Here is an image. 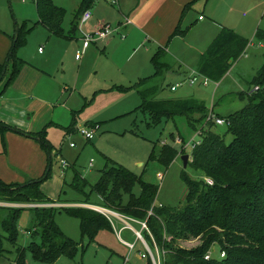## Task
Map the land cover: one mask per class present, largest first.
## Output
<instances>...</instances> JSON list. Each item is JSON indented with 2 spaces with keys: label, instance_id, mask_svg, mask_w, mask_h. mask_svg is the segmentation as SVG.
Segmentation results:
<instances>
[{
  "label": "trees",
  "instance_id": "16d2710c",
  "mask_svg": "<svg viewBox=\"0 0 264 264\" xmlns=\"http://www.w3.org/2000/svg\"><path fill=\"white\" fill-rule=\"evenodd\" d=\"M198 1L192 0L185 6L169 41L187 35L191 26L183 29L182 22ZM34 2L38 14L36 26L47 28L54 36L72 39L79 30L82 14L91 10L96 0H81L71 22L70 35L63 29L64 8L57 6L54 0ZM33 29L26 21L21 25L16 23V36L12 37L6 61L0 62V85L4 83V90L14 83L25 64L18 56V50L26 45ZM255 39L264 45V31L258 29ZM249 44L248 39L224 27L200 54L196 69L219 82L241 58ZM150 62L154 69L152 76L140 79L131 87L115 86V89L121 93L132 90L138 93L142 103L130 115H142L147 129L182 116L193 131L203 130L201 144L192 151L188 163L200 174L201 179L192 181L185 177L187 193L184 207L176 209L157 205L159 186L146 182L143 176L135 175L110 158L105 159L97 183L91 185L75 170L69 186L84 197V204L93 205L90 197L96 194L101 200L98 207L118 213L140 225L145 223L151 235L143 230V237L152 250L155 247L159 249L161 264H264V64L249 83L247 105L240 112L221 117L230 121V125L226 126L227 132L222 135L217 130L219 126L206 122L210 111L202 102L193 98L161 97L165 91L162 80L173 71L175 65L169 59L167 46L158 48ZM77 114L73 112L71 125L63 128L66 136L77 132ZM89 125L93 130L99 129L102 123ZM48 126L38 134H30L0 122L2 145L6 147L5 134L8 131L34 139L48 155L50 167L54 148L47 136ZM137 127V122H134L131 131L142 135ZM226 134L233 137L229 144L225 141ZM182 153L175 147L163 144L157 149L155 143L150 160H159L167 169L179 156L185 155ZM49 167L40 178L25 184H8L0 178V201L20 205L52 203L41 189L50 177ZM207 178L212 180L213 185L207 184ZM23 210L10 208L3 222L8 240L14 245H17L18 220ZM28 210L32 213L35 225L31 236L38 235L40 242L32 241L26 248L18 247L17 264H25L26 252H30L42 264H55L62 256L74 258L80 249H84L83 238H88L89 243H92L100 232L113 230L105 214L88 208L34 207ZM60 212L79 221L80 242L69 238L56 223L55 217ZM3 238L0 235V257L5 251L2 247ZM193 239L198 240L199 244L189 249L177 244ZM215 247L219 248L218 257L212 254L206 260ZM222 253H225L224 258L220 256ZM146 259V264H153L150 257Z\"/></svg>",
  "mask_w": 264,
  "mask_h": 264
},
{
  "label": "rangeland",
  "instance_id": "374dc122",
  "mask_svg": "<svg viewBox=\"0 0 264 264\" xmlns=\"http://www.w3.org/2000/svg\"><path fill=\"white\" fill-rule=\"evenodd\" d=\"M97 1L102 2L100 0ZM11 3L12 10L9 6V0H0V29L7 24L6 14L8 18L16 20V23L20 25L26 21L29 26L34 27L28 36L26 45L18 50V56L21 59L30 64L39 62L37 59L41 58V56L38 54V48L42 46L45 50V55L54 53L55 57H61L67 53L66 60L77 66L78 62L75 59V53L79 48H72V44L76 43V39L54 36L43 27L36 26L38 14L34 6V0H26L25 2L23 0H11ZM54 3L66 11L63 29L68 35V31L71 29V22L76 15L81 0H54ZM137 3H140V0H120L123 10L125 7H131L133 11H136ZM100 4L102 5L101 12L108 15V18L113 19L110 25L120 28V34L116 35V38L119 41H124L126 38L125 36L121 37V35L125 32L126 27L117 23V21L123 22L124 19L119 12V8L107 3ZM199 15L205 16V22L197 21ZM13 20H11L12 25L14 23ZM184 20L185 23L197 22L184 38L176 37L171 40L169 45L170 53L168 52L169 59L172 62H178L182 71H187L189 74L195 71L200 54L209 47L213 39L218 35L220 26L229 28L249 39L251 44L244 52L248 56L242 55L229 69L222 80L219 81L221 82L220 87L217 86L219 82L211 80V84L208 86L196 85L191 87L185 85L173 92L171 86L176 84L180 78L176 75L166 76L162 80L165 91L161 97L177 99L189 96L188 98L202 102L208 109L214 107L216 112L222 115L240 112L247 105L246 92L249 89V83L264 64V49H260L255 39L258 29L264 31V0H200L187 13ZM94 31L92 20L84 25L79 24V35L81 32L88 35L94 33ZM4 36L8 38L7 35ZM103 44L104 42H98L89 45L88 49H91L94 55L89 60L80 84L84 83L83 80H88L90 85L107 82V87L111 86L112 88L116 82L127 81L134 73L131 71L132 68L137 65H147L149 66V71H152V66L149 62L150 56L140 57V54L144 52L143 50L130 57L128 56L130 49L126 48L123 57L117 54L111 58V54L108 51H103ZM96 45L99 48H92ZM86 57L87 55L84 54L82 57L83 61ZM3 60L4 63L6 58ZM123 62L127 69H117L118 64ZM75 71H73V74ZM112 89L104 92L98 90L93 95L88 96L87 99H83L76 92L77 89L70 91V105L75 107L80 105L77 108V118H80L82 120L81 123L84 125L80 128H88L85 124H88L87 121H91L95 117L94 115H98L104 107L115 103L118 99H123L124 95L118 94L115 86ZM125 119L130 120V118ZM143 120L144 117L140 115L137 122L142 129V135H137L132 131L119 134L114 131L118 126L117 122L114 121L111 123L113 127L96 136V140L93 143H87L88 141L79 131L68 135L63 143L64 133L62 131L55 132L57 136L55 137L54 135L53 137L51 136L52 139L50 138V143L54 148L51 153L50 167L46 153H44L46 162L43 164L40 163L41 158H37L35 155L30 158L31 154H24V150L21 152L18 145L12 144L10 153L11 142L7 138L8 154L4 153L0 139V178L8 183H23L25 181L23 174L31 178H38L49 167L50 177L43 183L45 193L51 199L60 203H82L85 200L84 197L74 191L69 186V183L74 178L75 170H78L91 185L97 183L100 178V171L104 168L103 164L105 165L104 155L132 171L135 175L143 176L146 182L159 186L157 205L181 209L186 202L187 188L185 177L192 181H199L201 179L200 174L191 165L185 168L181 157H178L167 169L163 167L159 160H150V157L155 143L157 144V149H159L163 142L190 156L193 149V141L200 140V137L197 136V132L191 129L186 118L182 116H178L174 121L151 129L145 127L146 125L141 122ZM217 128L222 135L227 132L226 126ZM179 139L181 141H178ZM225 141L229 144L233 141V137L230 134H226ZM70 143L75 144V147L71 148ZM61 157L70 164L65 177H62V168L59 162ZM22 159L25 161L23 168L20 166ZM86 192H89V188ZM97 200V195L92 194L91 201L97 202ZM28 207L34 208L32 205ZM9 209L0 208V235L4 237L2 247L5 250L3 257H0V264H17L18 247L26 248L32 241L40 242L38 235L34 237L27 235V231L32 232L35 225L32 221V213L25 208L18 220L17 245L8 240L9 235L3 229V222L8 217ZM110 218L113 223L112 231L100 232L95 242L92 243H89L88 238H83L84 249H80L74 258L68 256L60 257L55 264H146L147 259L139 257V251L145 253L146 250L141 241L137 239L138 236L135 231L125 228L126 230L122 232L121 237L117 234L118 230L126 224L142 233L141 225L130 219H124V222L114 216ZM55 220L67 236L77 242L81 241L80 224L76 218L69 217L65 212H60L57 213ZM122 240L128 243L135 242V250L131 252ZM177 244L181 248L189 249L197 246L199 242L193 239L191 241H180ZM214 249V255L218 257L219 248L215 247ZM152 253L157 262H160L162 254L159 249L155 247ZM25 264L42 263L38 262L30 252H26Z\"/></svg>",
  "mask_w": 264,
  "mask_h": 264
},
{
  "label": "crops",
  "instance_id": "0c3cea01",
  "mask_svg": "<svg viewBox=\"0 0 264 264\" xmlns=\"http://www.w3.org/2000/svg\"><path fill=\"white\" fill-rule=\"evenodd\" d=\"M25 1L26 0H23V2ZM100 1L102 2L97 1L90 10L92 13L91 20L93 21L94 30H96L98 27L102 25L112 24L113 22V19L108 18V15H105V13L101 12L102 5L100 3H107L109 5L111 4L105 0H100ZM191 1L192 0H140V3H137L138 7L136 11H133L131 7H125L123 10L119 0V6H118L119 12L124 19L123 22L117 21V23L123 24L125 18H129L132 21V24L128 26L123 25L124 27H126L125 32L123 33V35L126 38L124 41H119L118 38H116L118 35L117 36L114 35L110 39L103 41L104 42V44L102 45L103 51L104 52L108 51V53L111 54V58H113L117 54L120 57L121 56L123 57L126 48L130 49V53L128 55L130 57L132 55L138 54L140 51L143 50L144 54L141 53L140 57L143 58V56L144 57L150 56L149 62L151 61L153 54L158 48L167 46V52H169V45L171 42L169 41V38L181 20L183 9ZM9 6L12 10L11 0H9ZM34 6L36 9L35 2H34ZM6 19H7V24L3 26L2 29H0L1 33L7 35L8 37L6 38L3 34L0 33L1 63H3L4 61L3 59L7 57V54L11 48L12 37L16 36L17 21L8 18L7 14H6ZM11 20L14 21L13 25L11 24ZM184 21L185 20L183 19L182 22L183 29H186L187 27L190 26L192 28L197 21L205 22V16L199 15L197 21L193 23H185ZM43 28L49 32L47 28L45 27ZM222 28L224 27L220 26V31L222 30ZM80 36L82 35L81 34L79 35V30H78L76 34L72 37V39H76L75 40L76 43L72 44V48L78 49L80 47V45L82 44V40ZM69 39H71V37ZM258 44L260 49L261 48L264 49V45L260 43ZM88 48H87L88 51L85 53V55H87L86 59H84L83 61L82 58L80 61H77L78 64L76 66L74 65V63L71 64L69 63V61L66 60L67 53L63 54L61 57H55L54 53L45 55L44 48L40 46L38 48V54L41 56V58L37 59V61L39 62H33L30 64L25 61V64L23 65L18 77L10 87L4 90V83L0 85V93H1L0 122L6 124L11 128H15L17 130H21L25 133H30V134H38L45 127L49 125L47 129V136L49 141L50 138L52 139L54 135L55 137L57 136L55 132L62 131L65 136L63 140L64 143L65 139L68 136H66V133L63 128H67L71 125L72 114L73 112H78L77 108H79L80 106L78 105L77 107H75L74 105H70V97H71L70 91L77 89L76 92L83 99H87L88 96H90L91 94L93 95L98 90L102 92L110 91L113 90L112 89L113 86L131 87L135 85L140 79L150 77L154 74L153 67H152V71H149V66L137 65L136 67L132 68L131 71H133L134 73L127 79V81L116 82L114 83L112 88L111 86L107 87L106 84L107 82H101L98 85L95 84L90 85L88 84V80L86 81L83 80L84 83L80 84V80L82 78L85 69L87 68V65L89 64V60L94 55V52ZM92 48H99V46L96 45ZM40 49H42V51H40ZM116 68L119 70L127 69L124 62L118 64ZM74 70L76 71L73 74ZM174 75L179 76L180 80L177 82L179 83L185 80L186 78H188L189 72L182 71L181 66L178 65V62H175L173 71L169 72L168 76H174ZM220 84L221 82H219L217 86L220 87ZM174 85L175 84H173L172 86ZM117 93L123 94L124 95L123 99H118L115 103L110 104L107 107H104L103 110L98 115H94L95 117L91 121H87L88 124H85V126H87L89 129H92V127L90 128L89 123H102L99 129H95V128L93 129L95 131L94 140H92L91 142L88 141L87 143H93L96 140V136L111 129V127H113L111 123L114 121H116L118 124V126L116 127L117 129H114V131L118 132L119 134H125V132L131 131L134 122L139 121V116H140L139 113L137 115H130V113L134 111L136 108H138L142 103V99L138 95V93L135 90H132L128 93H121L119 91ZM183 97L188 98L189 96H183ZM211 110H213L214 113L219 117L226 118L227 116L230 115V114L222 115L216 112V110L213 107L209 109V111ZM125 118H130V120L129 119L127 120ZM81 122L82 120L80 118H77V125H76L77 133H78V129L81 126H84L83 123ZM141 122L143 123V121ZM137 126H138L137 127L138 131L142 133L141 131L142 129L139 127L138 123ZM6 138L11 142L10 153H11V145L14 144L19 146L21 152L24 150L23 151L24 154H31L30 158H32V156L35 155L37 158H41L40 159L41 164L46 162V156L44 154L45 151L41 148V146L36 140L20 135L13 131H8L5 134V141ZM3 149H4V153L8 154L7 141H6V147L5 148L3 147ZM106 158L108 157L103 155L104 161ZM24 163L25 161L22 159V163L20 164L22 168L24 167L23 166ZM103 166L105 165L103 164ZM66 171L65 173H62V177H65ZM23 177L25 179L23 183H8V182L6 183L25 184L31 180H36L40 178V177L31 178L25 174H23ZM43 185L41 186L42 192L46 195V197H48L51 200L52 203L48 205L47 204L32 205L33 207H44V208L82 207L92 210H95L93 208H100L97 206L101 204V200L98 196H97L98 197L97 202H92L90 197V203L93 205L84 204L85 200L82 203H60L58 201L51 199V197L45 193V190L43 189ZM28 206L31 205L11 204L0 201V208L3 209L5 208L28 209L29 208ZM113 213L115 214L114 217L124 221L123 220L124 216L115 212ZM109 219L112 223V219L111 218ZM125 227L126 225L118 230L117 234L120 237L122 232L127 229V228L125 229ZM27 235L31 236L32 232L27 231ZM123 242L128 243L125 241Z\"/></svg>",
  "mask_w": 264,
  "mask_h": 264
},
{
  "label": "built area",
  "instance_id": "2783aa9c",
  "mask_svg": "<svg viewBox=\"0 0 264 264\" xmlns=\"http://www.w3.org/2000/svg\"><path fill=\"white\" fill-rule=\"evenodd\" d=\"M107 2H109L111 5L118 7L119 6V0H105ZM92 18V13L90 10L85 11L79 21V24L84 25L86 24L88 21H90ZM203 19V18H200ZM132 21L129 18H125L124 23L122 25L128 26L131 25ZM119 27H113L110 24H105L102 25L100 27H98L94 33L92 34H88L85 35L81 32V40H82V46L79 47V49L76 52L75 55V59L77 61H80L83 57V55L85 54V52L87 51V48L89 47V45L91 44H96L98 42H103L106 41L108 39H110L111 37H113L114 35H119ZM121 37H124V35H121ZM40 51H42V49H40ZM243 56H247L246 53H243ZM209 84H211V79L204 76L203 74L199 73L196 69L195 71H193L192 73L189 74V77L186 80H183L179 83H177L175 86H173L171 89L172 91H176L178 88H181L185 85H189L191 87L196 86V85H203V86H208ZM257 89V88H256ZM206 122H211L216 124L217 126H229L230 125V121L225 119V118H221L219 116H217L213 110H211L208 114V117L206 119ZM79 133H81L87 140H93L95 138V131L89 128H80ZM202 135H203V130H198L197 131V136L200 137V140L197 141H193L192 144V151L201 144V140H202ZM178 141H181L180 139ZM179 143V142H178ZM163 145H166V143H162ZM71 147H75V144H71ZM192 153V152H191ZM190 160H191V155H190ZM60 164H61V168H62V173H65V171L68 169L69 167V163L68 161H66L63 158H60ZM207 184L209 185H213L212 180L210 179H205ZM98 212H101L103 214H105L108 218H110L111 216H114L115 214L107 209L104 208H93ZM152 213L150 212L149 215H151ZM124 219H128L126 217H123ZM123 219V220H124ZM125 222V221H124ZM142 225V231H147L149 234V230L147 228V225L145 223H141ZM128 229H132L133 231H135L132 226H130L129 224H126V227ZM136 235L138 236V240L141 241L143 247L145 248V253L140 252L139 253V257L141 259H146L147 257H150L151 260L153 261V264H161V260L160 262H157V260L155 259L153 253H152V249L149 247L147 241L145 240V238L143 237L141 232L135 231ZM151 235V234H150ZM137 240V241H138ZM128 247V249L132 252L135 250L136 248V244L135 243H125ZM149 247V248H148ZM215 253V250H214ZM213 252H210V254H208L206 256V260H209L210 257L212 256V254H214ZM221 258L225 257V253H222Z\"/></svg>",
  "mask_w": 264,
  "mask_h": 264
},
{
  "label": "water",
  "instance_id": "95a60500",
  "mask_svg": "<svg viewBox=\"0 0 264 264\" xmlns=\"http://www.w3.org/2000/svg\"><path fill=\"white\" fill-rule=\"evenodd\" d=\"M189 159H190V156L187 155V154H186V155H183V156L181 157V160H182L183 165H184L185 168L188 166ZM212 252L214 253V250H212Z\"/></svg>",
  "mask_w": 264,
  "mask_h": 264
}]
</instances>
